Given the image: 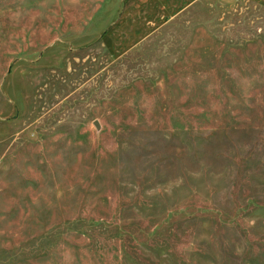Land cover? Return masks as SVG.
Masks as SVG:
<instances>
[{"label": "rangeland", "instance_id": "374dc122", "mask_svg": "<svg viewBox=\"0 0 264 264\" xmlns=\"http://www.w3.org/2000/svg\"><path fill=\"white\" fill-rule=\"evenodd\" d=\"M0 264H264V0H0Z\"/></svg>", "mask_w": 264, "mask_h": 264}]
</instances>
